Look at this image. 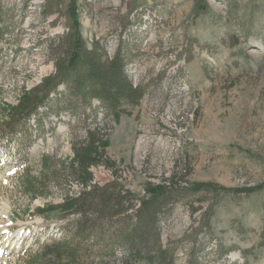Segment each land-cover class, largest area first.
Returning a JSON list of instances; mask_svg holds the SVG:
<instances>
[{
	"label": "rangeland",
	"instance_id": "obj_1",
	"mask_svg": "<svg viewBox=\"0 0 264 264\" xmlns=\"http://www.w3.org/2000/svg\"><path fill=\"white\" fill-rule=\"evenodd\" d=\"M1 1L14 27L0 57V124L53 73L49 46L68 25L64 15L42 16V0ZM207 2L210 12L196 16L194 0H78L83 37L104 43L108 55L123 39L129 77L145 91L101 120L91 182L116 175L139 195L171 181L215 183L217 191L176 197L162 246L175 249L174 264H264V0ZM87 139L86 130L58 124L26 161L0 152V264H122L94 254L76 259L58 240L62 220L53 206L80 189L67 163ZM257 184L262 190H235ZM131 264L157 260L151 254Z\"/></svg>",
	"mask_w": 264,
	"mask_h": 264
},
{
	"label": "trees",
	"instance_id": "obj_2",
	"mask_svg": "<svg viewBox=\"0 0 264 264\" xmlns=\"http://www.w3.org/2000/svg\"><path fill=\"white\" fill-rule=\"evenodd\" d=\"M3 3L0 0L1 58L11 43L14 27V15ZM39 8L44 17L64 15L67 29L49 46L55 54L53 73L28 90L21 104L0 124V152L12 160L21 155L16 161H26L34 143H45L58 124L71 131L86 130L88 139L73 146L74 157L67 163L68 175L75 177L80 189L66 193L63 201L53 206L62 220L56 228L62 248L76 259L94 254L100 260L119 258L122 264H131L154 254L157 264H174L175 249L161 244L162 222L169 208L189 189L213 192L219 186L211 182L183 186L171 181L139 195L116 175L103 184L92 183L89 167L99 162L96 143L103 137V133L99 135L101 120L114 115L126 101L141 99L145 91L129 77L130 48L123 46V39L119 38L108 55L104 43H89L83 37L78 0H42ZM210 10L207 0H194L192 12L196 16ZM132 11L129 8L127 14ZM63 115L67 120H62ZM262 188L257 184L235 190L250 194ZM211 208L209 205L201 215V226L209 223ZM260 240L259 245L264 246V229ZM119 246L123 251H117Z\"/></svg>",
	"mask_w": 264,
	"mask_h": 264
}]
</instances>
